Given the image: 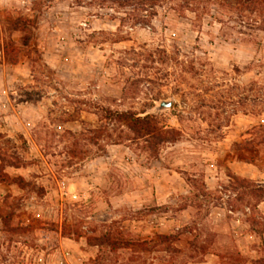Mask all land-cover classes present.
<instances>
[{
    "label": "rangeland",
    "instance_id": "374dc122",
    "mask_svg": "<svg viewBox=\"0 0 264 264\" xmlns=\"http://www.w3.org/2000/svg\"><path fill=\"white\" fill-rule=\"evenodd\" d=\"M0 176V264H264V0H0Z\"/></svg>",
    "mask_w": 264,
    "mask_h": 264
},
{
    "label": "trees",
    "instance_id": "16d2710c",
    "mask_svg": "<svg viewBox=\"0 0 264 264\" xmlns=\"http://www.w3.org/2000/svg\"><path fill=\"white\" fill-rule=\"evenodd\" d=\"M113 115H116L118 117H122V118L127 119V120H131V121L137 120L134 117V114L132 112H118L116 114H112L111 116H113ZM2 181H4V178L0 176V182H2Z\"/></svg>",
    "mask_w": 264,
    "mask_h": 264
},
{
    "label": "water",
    "instance_id": "95a60500",
    "mask_svg": "<svg viewBox=\"0 0 264 264\" xmlns=\"http://www.w3.org/2000/svg\"><path fill=\"white\" fill-rule=\"evenodd\" d=\"M171 104H172L171 101H162V102L159 104V108L170 107Z\"/></svg>",
    "mask_w": 264,
    "mask_h": 264
}]
</instances>
